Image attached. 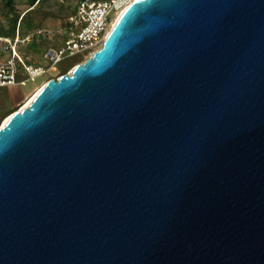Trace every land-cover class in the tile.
Masks as SVG:
<instances>
[{
  "label": "water",
  "instance_id": "1",
  "mask_svg": "<svg viewBox=\"0 0 264 264\" xmlns=\"http://www.w3.org/2000/svg\"><path fill=\"white\" fill-rule=\"evenodd\" d=\"M0 264H264V0H137L4 119Z\"/></svg>",
  "mask_w": 264,
  "mask_h": 264
},
{
  "label": "built area",
  "instance_id": "2",
  "mask_svg": "<svg viewBox=\"0 0 264 264\" xmlns=\"http://www.w3.org/2000/svg\"><path fill=\"white\" fill-rule=\"evenodd\" d=\"M135 1L137 0H77L73 13L67 18L64 40L59 46L46 49L42 53L43 60L49 63V68H54L65 58L93 54L101 47L105 34L118 13ZM29 39L25 40L29 42ZM25 40L21 41L18 34L12 41L0 38V42L8 45L10 53V57L0 64V92L25 81H33L48 71L24 61L19 55L16 47ZM18 76L25 78L24 81L18 83Z\"/></svg>",
  "mask_w": 264,
  "mask_h": 264
},
{
  "label": "rangeland",
  "instance_id": "3",
  "mask_svg": "<svg viewBox=\"0 0 264 264\" xmlns=\"http://www.w3.org/2000/svg\"><path fill=\"white\" fill-rule=\"evenodd\" d=\"M54 1V0H52ZM52 1H47L45 9L55 14L56 18L40 21L34 14H26L30 8L28 0H13V7L15 13H9L6 2L0 0V30H11L10 37L1 39L14 40L19 32V39L22 41L26 38L31 39V43L24 41L16 47L20 55L26 53L28 60L34 66H41L48 69L47 73L33 81H25L23 84L7 87L3 92V96L8 100L7 109H20L33 96L38 88L43 86L49 79H57L59 77V67H67L74 62L81 60L83 63L91 55L83 57V55H76L65 58L59 66L49 68V63L42 58L41 47H57L65 37L64 23L65 17L73 12L77 0H56L58 3L54 4ZM26 14V16H25ZM17 18L16 28L19 21L22 22L20 31L12 28L13 23ZM112 18V17H111ZM28 26L30 29H28ZM110 29V28H109ZM29 39V40H30ZM33 41V42H32ZM35 42V43H34ZM34 43L35 46H31ZM8 45L0 42V64L5 62L9 57ZM29 52V53H27ZM71 71V70H70ZM68 71V73L70 72Z\"/></svg>",
  "mask_w": 264,
  "mask_h": 264
},
{
  "label": "trees",
  "instance_id": "4",
  "mask_svg": "<svg viewBox=\"0 0 264 264\" xmlns=\"http://www.w3.org/2000/svg\"><path fill=\"white\" fill-rule=\"evenodd\" d=\"M3 1L6 2V6L8 7L9 13H11V14L15 13V9L13 7V0H3ZM47 1H49V0H28L29 6L32 9L29 10L26 14H29V13L30 14H34L40 21L48 20V19H51V18H56L57 16L55 14H52L51 12H49L48 10L45 9V4H46ZM50 1H52V0H50ZM52 2L54 4L58 3L56 0H54ZM74 9H75V7H74ZM26 14H25V16H26ZM69 15H67L65 17V23H64V30H65V32H66L67 26H68L67 18L69 17ZM17 18H18V16L16 17V19H15V21L13 23V26H12V28L14 29V31L16 29H18V31H20V26L22 24V22L19 21L18 26L16 28ZM28 29H30L29 26H28ZM10 34H11V30H9V31H5L3 29L0 30V37H2V38H8V37H10ZM18 37H19V32H18ZM30 41H31V39L29 40L28 43H31ZM34 43H32L31 46H35ZM41 48H42V50L44 52L46 49L52 48V47H41ZM27 53H29V52H27ZM20 56L22 57V59L24 61L29 62L26 53L21 54V52H20ZM83 57H85V56H83ZM80 62H81V60H79L77 62H74L71 65H68L67 67H59L58 68L59 69V77L62 76V75L67 74L68 71L72 70L76 65L81 64ZM59 64L57 66H59ZM24 79L25 78H23L22 76H18L17 77V82L18 83L23 82ZM49 80H51V79H49ZM3 94H4L3 92L0 94V124L2 123V121L4 119H6L12 113H14L15 111H17V109H7L8 100L3 96Z\"/></svg>",
  "mask_w": 264,
  "mask_h": 264
},
{
  "label": "bare ground",
  "instance_id": "5",
  "mask_svg": "<svg viewBox=\"0 0 264 264\" xmlns=\"http://www.w3.org/2000/svg\"><path fill=\"white\" fill-rule=\"evenodd\" d=\"M125 10V9H124ZM124 10H122L120 13H118V15L116 16V18L113 20V22H112V24H111V26H110V29H111V27L115 24V22L118 20V18L120 17V15L124 12ZM110 29L107 31V33L105 34V37H106V35L108 34V32L110 31ZM42 87V86H41ZM41 87L40 88H38L37 90H36V92L33 94V96L41 89ZM33 96L26 102V104L33 98ZM25 104V105H26Z\"/></svg>",
  "mask_w": 264,
  "mask_h": 264
}]
</instances>
